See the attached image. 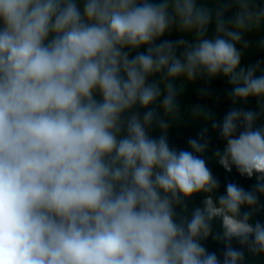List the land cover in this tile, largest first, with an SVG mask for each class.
I'll return each instance as SVG.
<instances>
[{
	"label": "clouds",
	"instance_id": "clouds-1",
	"mask_svg": "<svg viewBox=\"0 0 264 264\" xmlns=\"http://www.w3.org/2000/svg\"><path fill=\"white\" fill-rule=\"evenodd\" d=\"M213 2L0 0V264H245L246 252L264 254V66L241 67L247 35L264 32V3ZM173 30L189 38L161 39ZM218 76L233 105L255 98L257 110L233 107L219 122L191 111L226 142L218 164L255 177L251 190L228 182L218 193L207 128L190 150L169 143L184 82ZM209 237L224 244L222 261Z\"/></svg>",
	"mask_w": 264,
	"mask_h": 264
},
{
	"label": "trees",
	"instance_id": "trees-1",
	"mask_svg": "<svg viewBox=\"0 0 264 264\" xmlns=\"http://www.w3.org/2000/svg\"><path fill=\"white\" fill-rule=\"evenodd\" d=\"M209 5V7H215L213 0H201ZM258 3H264V0H258ZM231 15V13H228ZM212 28L209 29V36L211 37ZM264 36L262 33H251L248 34L246 39L252 42V47L245 51L242 56L241 67H247L248 65L261 62L264 66V50H260L255 47L257 40ZM189 38L183 33H178L175 30L171 34H166L161 39H171L176 40L178 38ZM137 51H146V47L142 46L140 49L133 50L131 55H135ZM177 83H180L178 81ZM201 90H204V94H201ZM231 91V86L226 83V78L223 76H218L212 80H206L203 78H197L194 82H184V90L182 94L178 97L180 105V116L177 120L172 122L170 128L168 129L169 143L180 149H189L188 140L190 138L199 139V133L202 129L207 128L206 138H210V144L208 150L203 154L207 161L208 167L212 170L213 175L219 180L220 187L218 189L219 194H224L226 191V183L235 182L239 186L243 187L245 190H251L253 185L257 182L255 177L248 178L246 176H241L233 166L231 172H227L221 165L218 164L214 158V152L216 149L223 150L226 142L220 138L219 130L212 129V121L205 120L203 116H193L192 109L195 107L204 108L208 111L214 113V118L216 121H222L224 116L233 107H243L246 110H257V103L255 98H249L247 103L238 102L233 105L231 99L228 98V93ZM141 115H143L144 109L139 110ZM163 116V112H160ZM264 124V116L258 121L257 126ZM151 134L154 137L160 135V130L158 128H153ZM204 199L203 194H199L189 202V212L195 206H202V200ZM261 204H264V196L260 197ZM256 219L261 223H264V210L256 214ZM219 221L214 222L213 234L218 232ZM209 252H215L220 260H223L224 244L214 241L209 237L206 241H202ZM233 247L239 248L240 245L233 241ZM246 251V250H245ZM245 264H264V254L252 255L246 252Z\"/></svg>",
	"mask_w": 264,
	"mask_h": 264
}]
</instances>
